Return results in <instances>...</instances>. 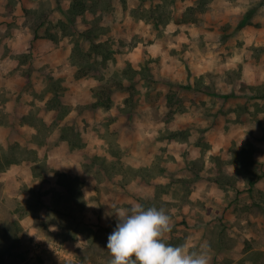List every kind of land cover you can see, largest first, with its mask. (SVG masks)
I'll return each mask as SVG.
<instances>
[{"label":"crops","instance_id":"crops-1","mask_svg":"<svg viewBox=\"0 0 264 264\" xmlns=\"http://www.w3.org/2000/svg\"><path fill=\"white\" fill-rule=\"evenodd\" d=\"M49 1L54 11L48 19H55V10L61 12L65 9L62 18L66 22V10L73 0ZM159 1L154 0L151 5L155 6ZM253 1L256 0H174L171 5L174 18L168 23L165 33L159 35L156 31L143 28V23L146 27H152L144 18L140 19L141 24L135 26L136 19L130 10L144 2L148 7L147 1L126 0L129 10L124 12V1L115 0L119 18L111 17V22H102L112 25L113 36L101 33L94 40L78 36V45L71 34L62 33V30L57 34L45 35L39 27L36 36L31 24L37 15L33 14L32 9L42 8L44 0H0V152L10 143L19 142L22 135L39 138L30 140L27 147L37 154V159L46 161L49 169L42 171L47 186L44 189L53 188L43 196L47 205L39 211V218L31 213L21 216L18 210H13L31 237L64 240L72 255L70 259H63L64 264L71 261L77 264H104V256L101 253L97 255V251L107 246L108 239L105 240L103 235L109 236L116 228V209L128 208L130 202L135 203L140 192L146 200H156L153 185L166 183L165 177H150L145 173L153 169L152 163H160L161 167L156 168L158 173L172 159L168 154L175 153L176 149L187 154L181 155L183 162L197 158L199 147L195 143L184 137L169 139L166 132L180 134L184 124L192 125L194 121L204 119L203 115L209 110L210 116L205 118L214 122L222 114L220 110L210 108L214 98L206 94L196 99L195 103L189 100L179 107L176 104L175 125L167 129L165 115L169 108L164 106V102L161 100V105H154L144 96L131 99L127 82H124L123 89L113 90L108 104L95 105L98 100L95 91L97 85L112 75L100 80L102 74L99 71L78 65L74 58L77 49L81 46L90 49L93 41L112 44L114 37L120 35L127 45L126 50L115 54L117 69L124 59L136 69H141V62L151 58L148 75H139L138 83L156 82L164 93H167V89H176L178 84L188 89L195 87L199 73L224 76L241 64L247 83H262L263 69L250 70L247 66L252 63L247 65L242 61L239 46L241 41L264 43V25H255V22L254 25L247 23L241 26ZM89 13L75 19L83 32L89 29L85 20ZM126 27L128 32L123 30ZM136 34L138 39L133 38ZM138 83L137 90L140 87ZM225 83L230 86L227 79ZM133 100L140 106L135 107ZM163 101L166 103L167 98ZM255 136L260 142L261 139ZM219 147L214 144L208 152L215 153ZM206 157L207 163L210 162L211 156L207 154ZM22 162L27 173L10 170L18 167V163L0 171V183L6 188L21 185L25 177L31 180L37 177L33 172L37 161ZM180 168L182 170V165ZM134 169L142 173L137 177L129 174ZM72 181L82 185L86 206L73 210L82 220L80 223L85 231L68 237L64 235L66 225L59 219L73 217L65 207L56 208L57 211L52 209L57 203L52 195L54 191L61 190L65 191L60 193L66 194ZM196 184H200L199 181ZM216 185L212 180L207 198L200 191L192 192L193 211H207L199 209L198 204L201 199H206L209 208L215 204L222 213L231 212L223 195L215 194ZM256 187L261 189L256 200L260 205V208H256L260 209L261 215L249 213L242 222L246 226L244 235L253 236L258 242L260 240L256 248L264 250V177ZM247 207L248 210L255 208L252 204ZM52 216L57 220L51 219ZM42 222L46 224L42 225ZM256 226L261 231H256ZM191 245L192 242L184 246L188 250ZM91 248L95 249L92 256L87 255ZM231 257L233 264H237L240 257L235 258L234 254ZM55 261L31 256L19 264H58Z\"/></svg>","mask_w":264,"mask_h":264},{"label":"rangeland","instance_id":"rangeland-1","mask_svg":"<svg viewBox=\"0 0 264 264\" xmlns=\"http://www.w3.org/2000/svg\"><path fill=\"white\" fill-rule=\"evenodd\" d=\"M97 1V13H89L85 17L86 23L89 24V30H93V35L95 32H101L107 33L108 35L112 34L113 36L111 29L112 25H109L110 23L102 24V22L103 20L111 22V17L116 18V20L119 18L118 15H116L117 8L115 7V0ZM144 1H147L146 4L148 7H145ZM259 1L260 0L253 1V3L248 6L247 11L255 10L253 12L254 14L250 17V23L255 24V22H257L255 25L258 26L264 25V6L259 5ZM142 2L144 3H140L139 6L130 10L136 19L134 22L135 26L141 24L142 21L140 19L144 18L152 24V27H146V24L143 23V28H149L150 30L156 31L159 35H163L168 25L167 21H169L171 17V20L174 18L170 14V10L173 12L172 6H169L167 2L161 3L163 4L162 9L164 11V16L160 18V24L155 26L153 19L154 12L151 8V6H153L151 4L154 0H142ZM32 10L33 14L37 16L41 12H49V10H52V13L54 11V9L51 8L49 0H44L42 8ZM127 10H129L128 6L124 2V9L122 11L125 12ZM55 11V19L45 20L44 25L40 26V32L46 35L57 34L62 30V33L71 34L75 38V42L77 41L79 45L80 38L78 36L82 38L81 33L83 32L79 28L80 23L69 20L65 27L63 23L65 21H63L62 18V13H65V9H62L61 12H59V10ZM123 30L124 32H128V27ZM1 32L0 29V34ZM114 38L112 44H107L100 49H84L81 46L77 49L74 58L78 65H85L87 68L95 70L94 72L99 71L103 77L112 75L120 81L122 80L130 84V78L124 73L129 66V61L124 59L117 69V60L115 56L117 51L121 53L126 50L127 42L122 40L120 35ZM133 38L138 39V34ZM239 46L243 54L241 58L243 59L242 61L247 63V65H249L250 62L252 63V65L247 67H249L250 70H259V68H262L264 71V43L255 44L241 41ZM121 59H123L122 56ZM151 60L152 59L148 57L142 62L146 63L149 67ZM142 62L141 64H143ZM148 73L147 68L146 74L148 75ZM249 73H251V71H249ZM253 74L254 73H252V75ZM245 77L246 74L243 73V65L241 64L239 68L233 69L224 76L210 72L199 73L197 75L195 87L188 89L178 84L176 85V89H167V93L159 89V85L156 82L146 81L142 84L137 81V83L140 84L139 90L134 89L135 92L131 96V99H135L136 97L141 99L144 96L145 99L152 102L154 105H157V103L161 105V103L164 102V106L169 108L165 115L167 117L166 126L168 129L171 125H175L173 118L176 104V107H179L182 105V102L184 103L189 100L195 103L196 99L206 96V94L209 95V92L212 91L221 94L211 96V98H214V101L210 103V108L222 112L216 122H214V120H208L209 118H205L210 116L209 110L203 115L204 119H200L201 122L200 120H196L192 125L184 124L179 131L180 134H173L175 132L170 131L166 132V137L169 139H173V137H184V139L195 143L199 147L197 158L195 160L186 159L183 162L181 161V155L186 156L187 154L181 153L179 149H176L175 153L168 154L172 159L168 160L158 173L156 168L161 167L160 163L156 164L153 162V169H149L145 173L150 177H155L157 175L158 177H165L166 183L153 185V189L156 190L157 194L156 200H146L141 192L140 195L135 198V203L143 205L145 209L153 206L157 209L163 208L166 214L170 216L171 230L165 234L166 243L173 246H181L192 242V247L188 249V251H200L201 245H203L209 257V264H233V257H231L233 254L236 256L235 258H241L244 255V249L247 245L250 244L254 247L260 245V240L258 242L255 237H247L244 235V227L246 226L242 221L247 218L249 213H253L256 216L261 215L260 209L258 210L256 208V206L260 208L256 200L261 189L256 187L252 192H249L242 173L249 172V170H256L257 173H262L264 175V97H257L264 92V81L258 84H249ZM226 79L229 81L230 86L225 83ZM222 94H230L231 98H223ZM170 97L172 99H170ZM165 98H167L166 103L163 101ZM133 102L135 101L133 100L132 103ZM184 105L185 104H183V106ZM134 106L138 107L140 104L135 102ZM211 113L213 114V111ZM246 129L248 132H245ZM255 135L261 139L260 142ZM33 139L39 138H34L28 134H25V136L22 135L19 141L20 146L17 150L18 156L26 158V160L35 158V153L29 152V149H27V144ZM214 144L220 146V149H217L219 151L209 153V149H212ZM242 151H246L245 155L249 154L251 157L250 161H247L249 164L248 168L244 165L246 161L236 163V160L238 161L239 159L241 160V157H245V155H241L240 157ZM207 154H209V157L211 156V161L208 163ZM163 155L164 154H162V156ZM17 165L18 167H12L10 170L27 173V169L23 167V162ZM181 165L182 170L180 168ZM181 171H183V173H181ZM140 173L142 172L136 169L129 171V174L135 177ZM23 175L24 177L26 176V174ZM206 179L209 180L207 181ZM212 180L218 184L215 186V194H222L224 200L228 202V207L231 209V212L228 214L226 212L222 213L221 209H219L217 205L215 206V204L211 205L212 207L209 208L206 199H201L198 204L199 209H207V211H200V213L198 211H193L192 199L190 197L192 192L200 191L202 196L207 198V191L208 188L212 186ZM198 181L200 184L197 185L196 183ZM45 183L46 180L44 177H41V175H38L33 180L25 177L21 185H18L19 187L16 185L6 188V186L0 183V226H6V229H0V232H3V235L0 234V264H19L31 257V251L35 244L34 237H31L26 229L20 230L19 228H15L17 216L14 215V211L21 208L23 211H30L37 214L38 211L45 208L47 203L43 201V196L53 189H44L47 187ZM70 183L72 185H68L69 190L66 191V194L60 193L65 190H61L60 192L54 191L52 198L55 199V195L58 193L60 196H57L56 199L59 200L65 208L74 210L84 209L82 208L86 206V203L84 205V198L77 199V190H79L82 185L77 184L75 181ZM38 198L43 199L42 202L45 204L44 207H41ZM249 199L251 200L250 203L248 202ZM131 204L132 202L129 203V207ZM248 204H252L255 208L248 210ZM51 218L54 219L55 216ZM105 219L106 218H104V220ZM59 220L66 226L71 222V218L69 217H63ZM77 220L79 221V219ZM7 227L11 229V232L13 231L12 235L15 232L18 236L16 241L14 239L12 241L9 239V235L6 231ZM257 227L258 226L254 227V229L256 231H261V229H257ZM262 232L264 235V230ZM5 236H7V238ZM103 236L105 240L108 239L107 235L104 234ZM54 242H62L65 245L66 251L61 254L47 249L32 257L37 259L50 258L56 260L55 262L58 264H64L63 261L65 260L63 259L67 260L72 257L71 254L68 257L66 254L67 251L70 252L71 249H69L67 243L62 239L54 240ZM90 252L93 255L95 249L91 248L88 250L87 254ZM97 252V255L101 253L104 256V264H109L112 257L106 246L104 249L98 250ZM71 263L72 261L68 262V264Z\"/></svg>","mask_w":264,"mask_h":264},{"label":"trees","instance_id":"trees-1","mask_svg":"<svg viewBox=\"0 0 264 264\" xmlns=\"http://www.w3.org/2000/svg\"><path fill=\"white\" fill-rule=\"evenodd\" d=\"M122 1H126V0H122ZM174 0H161L159 1L158 3L155 4V6H151V8L153 9V19H154V25L155 26H158L160 24V18H162V16H164V11H163V4H161L162 2H167V4L169 3V6L172 5V2ZM232 1H236V0H232ZM257 3V2H255ZM98 4V1L97 0H73L70 8H68L66 10V13H67V17H68V21L66 22H63L65 25V27L67 26L66 23L70 21H75V19H77V17H79L80 15H86L87 12H90V13H93V14H96L97 13V9L98 7H96V5ZM259 5L261 6H264V0H260L258 2ZM168 6V5H167ZM171 9V8H170ZM52 10H49V12H41L38 16H36L35 18V22H33L31 24V27L33 30H35V34L36 36H38V32H37V29L41 26V25H44L45 23V20L48 19L50 13H51ZM255 10H250L249 12H247L245 18L242 20L241 22V26L243 25H246L247 23H250V17L251 15L253 14ZM27 13H29L27 11ZM170 14L172 15V12L170 10ZM170 15V17H171ZM172 18V17H171ZM171 18L169 19V21H167V24L168 22L171 21ZM64 29V28H63ZM92 29H87V31L85 32H82L81 35L82 37H87L89 39H96L99 34L101 32H95L94 35L92 34ZM106 46V44L104 43H96L93 41V44L92 46L90 47L93 48V49H100L102 47ZM129 63V66L128 68L125 70L124 73H126L128 75V77L130 78V84L127 85V88L129 89L130 91V94L132 96V94H134V89H136V84H137V77L139 75H142V77L146 76V71H147V64L146 63H143L141 64V69H136L130 62ZM101 78V79H100ZM105 77L103 76H99V79L102 80L104 79ZM125 87V84L124 82L115 77H109L108 79L106 80H103L101 83H99V85H97L95 91H96V95L98 97V100L97 102L95 103V105H98V104H108L110 99H111V93L113 92L114 89H117V88H120V89H123ZM190 87V86H189ZM209 94L211 95H221V94H218V92H209ZM223 97L225 98H229L231 95L230 94H222ZM257 97H264V92L262 94H260L259 96ZM170 99H172L170 97ZM169 99V100H170ZM20 146V142H16V143H10L6 148L4 147L3 148V151L0 152V171L2 170H5L6 168H8L9 166H11L12 164L14 163H21L22 161L26 160V158H21L20 156H18V153H17V150ZM28 149V148H27ZM29 152H33L32 150H29ZM245 152L246 151H242L240 153V157L241 155H245ZM35 153V152H33ZM38 156L37 154L35 153V158L31 159L33 161H36L37 160V163L33 166V172L35 173V176H40L43 177V174H42V171L44 170H48L49 167L46 163L45 160H40V159H37ZM251 157L249 154H246L245 157H241V160L239 159L238 161L236 160V163H241V161H246L244 165H246V167L248 168L249 167V164L247 161H250ZM239 165V164H238ZM256 170H249V172H246V173H242L243 174V178L245 180V183L247 185V189L249 192H252L255 188H256V184L257 182L262 178L264 177V175L262 173H255ZM40 173V174H39ZM235 184V183H233ZM73 191V190H72ZM76 193V191H75ZM62 194V193H61ZM57 196H60V194L56 193L55 195V199L54 201L57 202L55 203V207L52 208V209H55L57 211V209H65V208H61V207H65L63 206V204H61L59 202V200L56 199ZM79 198H84V195H83V192L81 190V188L79 190H77V199ZM42 198H38V201L39 203L41 204V207H44L45 204L44 202H42ZM44 201V200H43ZM85 199H84V205H85ZM58 204V205H57ZM47 205V204H46ZM57 208V209H56ZM84 208V207H82ZM66 210L68 211L67 213L71 214L73 218H71V222L66 226V229H65V233L64 235L68 236L70 234H77V232L79 231H85V228L81 225L80 221H82L75 213H74V210L73 209H69V208H66ZM65 210V211H66ZM20 215L21 216H24L26 214H34L30 211H23L21 208L18 210ZM58 211H61L63 212L64 210H58ZM36 217L39 218V211L37 214H34ZM52 219V218H51ZM79 219V221L77 220ZM54 220H57V218L55 217ZM62 222V221H61ZM3 224V223H2ZM43 224H46L45 222H42V225ZM78 226V227H77ZM1 227V226H0ZM15 228L16 229H20V230H24L23 226L21 225L18 217L16 218V221H15ZM0 229H6V226H3L0 228ZM7 234L9 235V239H11V241L14 239L15 241L18 239V236L15 234L12 235V232H11V229L9 227H7ZM1 235H3V232H0ZM7 238V236H5ZM73 237V236H72ZM34 239V238H33ZM34 243H35V239H34ZM7 248V247H5ZM4 249V248H3ZM2 249V250H3ZM87 255H90L92 256V254H87ZM75 261H72L71 264H74ZM76 264V263H75ZM237 264H264V250L262 249H259V248H256L252 245H247L244 249V255L238 260Z\"/></svg>","mask_w":264,"mask_h":264},{"label":"clouds","instance_id":"clouds-1","mask_svg":"<svg viewBox=\"0 0 264 264\" xmlns=\"http://www.w3.org/2000/svg\"><path fill=\"white\" fill-rule=\"evenodd\" d=\"M114 214L118 223L108 236L109 264H209L203 245L200 251H188L184 245L165 242L171 218L163 208L145 209L132 203L129 208H117Z\"/></svg>","mask_w":264,"mask_h":264},{"label":"built area","instance_id":"built-area-1","mask_svg":"<svg viewBox=\"0 0 264 264\" xmlns=\"http://www.w3.org/2000/svg\"><path fill=\"white\" fill-rule=\"evenodd\" d=\"M47 249L61 254L64 253V251H66L65 245L62 242H54L51 240H47L42 236H38L35 237V244L31 251V256H35ZM66 254L67 257L70 255L68 251Z\"/></svg>","mask_w":264,"mask_h":264}]
</instances>
